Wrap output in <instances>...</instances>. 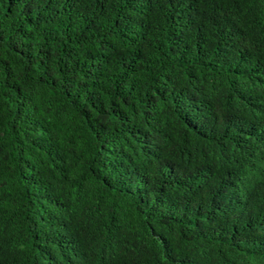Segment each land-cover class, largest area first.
Masks as SVG:
<instances>
[{
  "label": "trees",
  "instance_id": "trees-1",
  "mask_svg": "<svg viewBox=\"0 0 264 264\" xmlns=\"http://www.w3.org/2000/svg\"><path fill=\"white\" fill-rule=\"evenodd\" d=\"M0 264H264V0H0Z\"/></svg>",
  "mask_w": 264,
  "mask_h": 264
}]
</instances>
